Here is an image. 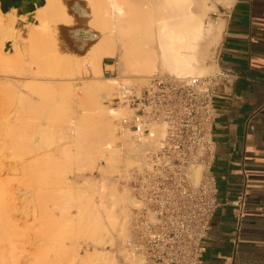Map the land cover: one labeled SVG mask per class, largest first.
Segmentation results:
<instances>
[{
  "label": "bare ground",
  "instance_id": "bare-ground-1",
  "mask_svg": "<svg viewBox=\"0 0 264 264\" xmlns=\"http://www.w3.org/2000/svg\"><path fill=\"white\" fill-rule=\"evenodd\" d=\"M87 1L90 3L91 7L96 6L98 4V2H94V4H96L94 5L92 4L93 2L91 0H87ZM103 1H104L103 3L104 6H101L100 4L102 3L99 2L100 4H98L97 5L98 7L96 8L102 7L100 8V10L105 8L102 11L108 14L110 12L109 3L106 0H103ZM152 1H154L156 9H161V12L160 11L153 12L150 15L149 14L144 15L143 17L141 15L134 16L136 20H144V19L149 20L150 19L151 22L149 23V30L151 32L149 34L141 32V30L138 27H136V24H134L129 29H126L124 32L121 33V42L119 46H115L114 44L110 43V41L114 39L113 36L105 37V38L104 36H102L101 39L99 40L100 41L102 40L103 42L101 43L100 41H98L100 45L96 42L98 45L97 44H96L97 46L94 45L95 48L91 47L92 49L90 51L92 52L93 50V52L90 53V51H88L90 55L87 57V59L90 61V64H91L90 67L92 69L94 77L101 76L102 67H103L102 63L105 57H118L119 61L122 64L123 70H125L124 72L128 73L131 76L143 77V80H144V77L153 75L157 70H159L162 73H168V74L177 75V76L205 74L211 71L212 66L206 62V59L212 53L213 47H216L219 44L222 38V33H223V29H224L226 21L224 17H218L216 20L211 21L209 24H207L205 19L208 13L216 10L217 3L222 2L225 6L231 7L234 0H190L187 7L181 8V9L175 7L174 5L179 0H152ZM70 3H72L71 0L69 1V4ZM67 5L62 0H46V3L43 6L37 7L36 10L34 11L36 13V16L39 18V24L36 25V28L32 27L30 32L28 33L29 37L31 38L29 41H32L33 39L35 41V38H37L38 40V37H39L40 42L36 40L38 44L42 43L43 41L41 46L43 47L44 42H45L46 46L48 47L45 53L48 51L49 53H51L50 52L51 48L49 46V44L51 43L50 32L54 31L55 28L60 29L61 25H72L76 23V20L73 18V14L71 13L72 11L70 9L71 5L69 6ZM15 10L17 9L13 7L10 9V12L14 13ZM10 14L12 15V13ZM15 16L16 14L12 15V19H11L12 24L18 23L16 22L17 20L15 19ZM81 17L83 16L81 15ZM11 29L12 28L8 25H5L1 21V18H0V48L4 46L5 42L7 41L10 42L13 39H16V35L11 31ZM163 30L167 32L166 35H160V31H163ZM75 32H77L76 34H78L79 29H76ZM37 34H39L38 37H36ZM53 38L56 39L55 44L58 47L57 35L54 36ZM36 41L35 43H37ZM35 43H32L33 46H31V49L33 48L32 53L35 54V56L39 57L40 55H38L39 54L38 52L40 50L39 47L41 46L40 45L38 46V44H36V47H35ZM13 46H14V43H13ZM36 48H38V50ZM34 51L36 52L34 53ZM58 51H59V48L57 50V54H58ZM0 54H1V51H0ZM52 54H56V50H55V53H52ZM52 54H48V55L45 54L44 57H47L46 59L48 60L44 59L41 61L40 58L39 60L41 62L39 60H36L40 62L38 64L34 62L36 64V67L32 66L34 64L32 63V65L30 64L31 66L29 65L30 66L29 68H25V69L23 68V65L25 66L27 62L25 64L21 62L24 60L22 59L20 55H18L17 57L18 59H14V60L17 61L20 64V66L17 62L16 64L14 60H13L14 63L12 61V64L13 65L16 64L15 66H18L19 69L22 66V68L24 69L23 71L21 70L22 68L19 70L15 66L14 68L12 64L6 63L4 61L5 58L3 59V62L4 64L6 63L7 66L6 64L5 65L2 64L1 58L4 55L1 54L0 68L2 67V70L5 69L4 73L7 71L6 74H8L11 70L12 71L10 73H12L13 70L15 69L14 70L15 73L18 71H21L17 73L16 75L19 74L20 76L21 74H23V76H30L34 79L37 78L39 75L41 76L43 75L42 78H48V79H51L53 77L62 78L63 76H65L66 72L69 73L70 70H72L70 71L71 74H75V72H73V69H75L76 72L80 73L79 72L80 70H78V68L82 65L76 64L79 67L74 65L75 60L78 59L76 61L77 63L79 61V58H75L73 62V58H74L73 55H72V58H71L72 61H71V59H69L70 54L68 56V54L65 55L63 53L67 57H64L62 54L61 56L56 54V57H54L55 55L51 57ZM35 56L33 55L34 58H37ZM48 57L50 58V60L52 58V60L50 61ZM41 59L43 58L41 57ZM84 60L85 59L83 58L82 60L83 66H84L83 62H85ZM79 63H81V59ZM9 65H11V69H8V67H10ZM41 65H43V67ZM53 66L54 68L56 67L55 69L57 70V72L53 68ZM109 66H112V65H109ZM27 67H28V64H27ZM71 67H74V68L71 69ZM44 68L48 70H45ZM52 68L54 71H52ZM50 70L51 72H48ZM26 73L29 75H26ZM47 74L50 76H48ZM51 75L53 77H51ZM107 80H108L107 83L106 82L105 83L104 82L103 83L88 82V83H85L83 87H81L80 89L78 88L74 89L75 91L74 99L77 102L76 103L77 105L76 113L77 114H80V113L85 114L83 112L86 108H84L85 105L83 101L86 100V102L89 104L87 108L91 111L92 116H93L92 117L93 120L90 125L91 130H92L91 131V134H92L91 142L92 143H91V147H89V149L86 150L85 153L90 154L95 163H98L99 158L103 157L105 159V162H104L105 164L103 166H106V167H100V168L102 169L104 168L105 171L103 173L107 172L109 174L110 173L112 174L113 172L117 171L116 169L120 166V163L122 161H123L122 166L124 167L125 166L127 167L130 164H132L134 161H136V158H138V156H134V155H137L138 153H140L141 148L139 145H135L129 139H127L126 134H128V130L126 131V129H123L125 130V131H122L123 135L117 136V130L120 129L119 126H117V124L120 125L121 123H123L122 120L128 117V112H129V117H130L131 111L128 108L126 109V107H123V108L116 107V109H111L112 107L110 108L111 98L115 91L114 82L116 79L109 78ZM15 81H13L12 79L9 80V82L12 85L15 83L16 85H18L17 84L18 81L16 82ZM3 83L4 81L0 79V89L2 88ZM123 83H130V82H123ZM55 84L58 85L60 83L56 82ZM115 84H117V81L115 82ZM82 104H83V107H82ZM0 105H1V101H0ZM2 116L4 115L1 114V117ZM12 116L14 115L12 114ZM6 119H7L6 121H8V118ZM14 121L16 120L14 119ZM17 122H18V117H17ZM2 124H4V122ZM8 124L10 125L9 121H8ZM2 126L3 125L0 124V128ZM13 131L15 132L16 128ZM62 131H61V134L59 135H57L53 130L49 132H45V133L36 134L35 137L30 141V145L28 144L30 149L27 150V152H25V154L20 156L19 159L17 160H13L11 162L8 161L9 163H7L4 160H1L0 158V172L8 168L11 172L17 171V172L22 173L23 176L25 175L28 176V177L26 176L27 178L24 177V179H22L23 178L22 177L21 178L22 181L21 179L19 180V179H16L15 177L14 178L6 177V180L0 177V237L3 238V239L0 238V264H50L55 261V260L52 261L50 258L54 259L56 256H58L59 258V259L57 257L55 258V259H58L56 262L58 263L59 261V264L63 262L64 263L66 262V264L67 263L68 264H97L98 260L101 258L100 256H102L103 254V252L100 251L98 249V246L96 245L98 241L102 242V244L104 245L105 243H107V240L108 241L111 240L113 242L115 238L125 239L126 237L130 236L129 218L131 214V207L136 202L135 198L128 191L126 192L125 189H124L125 191L123 189H122L123 191H119L120 189L118 190L116 189V187L111 188V186H114V185L108 186L109 184L104 186L106 187L105 189L103 186H101L103 188L102 189L100 186H98L100 182L98 183V181H96L97 182V183L95 182L97 184L96 185L95 183H93L94 181L91 182L87 178V180L85 181L83 180L84 182L87 181L86 183L81 181L86 185H83V186L81 185V187L78 188L80 186V184H78V187H77L78 190L75 187L73 188L76 190H72L73 188L71 189L70 187L68 188L69 190L66 189V191L67 190L68 191L67 192L65 191V193L62 195L64 200L62 201L60 207H62L61 210L63 212L64 210L70 211L71 210L70 208L73 205L77 208L76 214L72 215L69 218L70 226L72 227V230L74 231L76 230V232H80L82 229H85L86 231L89 232L87 236H89L88 237L90 238L89 240H91L95 244V246L92 245V250L86 251V253L83 255H80V253L75 251V253H73L70 257H67L66 254H63V255H66L65 257L67 258L65 259L63 257L65 261L62 260L61 262L60 261L61 260L60 257H62L61 252H60L61 256L56 254L54 257L53 256L54 254H51V256L48 255V252L50 254V251H47V250H46L47 251L46 253L43 250H42L43 252L40 251L41 249L38 250L37 248L36 250H32L33 252L25 249V245L27 244L29 246L30 244H35V242H38L37 247H40L43 244H44L43 246H45L46 244L51 242L50 241L51 239L52 240L55 239L53 238L55 233L54 235H51L53 233L51 234L49 233L52 237L51 238L49 234H47V231L41 225L40 227H35L34 223H32V225L29 224L28 226L25 223V221H22L23 223H21V221L19 222L16 218H14L13 215L14 213H18L17 211L20 210V207H16L17 202L19 201L18 200L19 196L23 195L24 198H26V200L24 201L26 202L25 204L28 206L33 205V201L35 202L36 200L34 198L35 197V184L34 183L36 180L34 181L33 176L34 177L36 176L34 174H36L35 171L37 169L36 168L37 165H35L34 163L35 161L34 152L31 150L34 147V143L41 144L42 148L44 149L46 148L47 150H52V147L54 144H58V143L62 144L63 139L65 137V131L63 132ZM14 132L11 135L9 134L7 138L9 137L13 138V135H14L16 140L13 139L14 140V142L12 141L13 143L9 141L8 146H6L8 142L6 141L7 140L6 137H4L6 138L5 140L4 139L2 140V142L6 141V144L3 143V146H6V147H3L1 145L2 142L0 140V146H2V149H4L3 151H5V149L7 148H9L11 151L12 150L11 148L14 145L18 146L17 143H19L20 140L19 141L17 140L19 137H16V134L17 136H19L20 134L18 131H17L18 133L17 132L14 133ZM119 139L121 140V145L118 144L119 142L117 143V140ZM17 148L19 150V146L15 148L13 147V151L16 150L18 154ZM68 149L69 148H66L65 151L68 152L67 151ZM13 154L16 155V153L14 152ZM132 154L134 155L132 156ZM47 155L50 157L49 152H47ZM33 165H35L34 169H33ZM65 178H68V177L66 176ZM195 178L197 179L199 178L198 169L195 172ZM18 194L19 196H17ZM23 207L24 209L26 208L25 206ZM34 207H35V204H34ZM24 209L23 211L21 209V215L22 214L24 215V213L26 214V212H28L27 208H26V211H24ZM33 210L35 211L36 209L31 208L29 212L34 213ZM29 212L26 215H34L32 213L30 214ZM35 214H36V211H35ZM24 227H26V229ZM31 227L33 228L31 229ZM41 228H43V231ZM28 229H31V230L28 231ZM33 229L34 230L37 229V232H33ZM30 231L32 233H29ZM25 232L26 234L29 235L28 237L26 236L27 237L26 240L24 238ZM43 232L44 233L46 232V233L43 234ZM30 235H32L31 238L34 239V240H31V241H34L32 243L29 242ZM46 235H48L50 238ZM89 243L91 242L89 241ZM79 249H80V246H79ZM34 251H37V252H34ZM131 257L134 263H138L140 261V258L136 257L135 255H132ZM109 260L111 261V264H120L118 263L119 261L116 262L114 258L113 259L110 258Z\"/></svg>",
  "mask_w": 264,
  "mask_h": 264
},
{
  "label": "rangeland",
  "instance_id": "rangeland-1",
  "mask_svg": "<svg viewBox=\"0 0 264 264\" xmlns=\"http://www.w3.org/2000/svg\"><path fill=\"white\" fill-rule=\"evenodd\" d=\"M62 1L66 5L68 4L67 6L69 5L72 6V7L70 6V9L72 10L70 11L73 14V18L76 20V23L72 25H61L60 29L55 28L54 31L50 32L51 43L49 44V46L52 49V50L50 49L51 53H49V51L45 53L46 49H48L45 42H44L43 47L41 46L43 43L42 40H41L42 43L38 44L37 41H39V37H38L39 34L36 35V37H38V40L37 38H35V41L37 40L36 41L37 43H35L34 39L32 41H29L31 38L29 37L28 33L30 32L32 27L36 28V25L39 24V18L36 16L35 12L23 13L20 8L15 10L14 13L10 12V10L8 12H3L0 7L1 21L5 25H8L12 28L11 31L16 35V39H17V40L13 39L10 42L9 41L5 42L4 46L0 48L1 54L4 55L1 58V54H0V58L2 59L1 60L2 64H4L3 62L4 58H5L4 61L6 63L12 64V61L14 59H18L17 57L18 55H20L22 59L24 60L21 62H23L24 64L27 62L25 64L26 67L23 65V68L24 69L29 68L32 65V63L35 62L38 64L42 60L46 59L47 57H44L45 54L48 55V54L55 53V50L57 54V50L59 48L57 55L61 56L62 54L64 57H67L65 55L68 54L69 56L70 54L69 59H71L73 55L74 57L73 62L75 58H79V61L77 63L76 61L78 59L75 60L74 65L76 64L82 65L80 67L76 65L77 67L80 68V69L78 68V70H80L79 71L80 73L76 72V70L73 69L74 67H71V69H73V72H75V74H71L70 71L72 70L69 71L70 69L69 67L68 69L69 73L66 72L65 76H63L62 78H58V77H53L51 75V77H53L51 79L42 78L43 75L42 76L39 75L41 77L38 76L35 79L30 76H23V74H21L22 76L21 75L19 76V74L16 75L17 73L21 71H18L16 73L14 72L15 70L14 68L15 67L18 68V66H15L18 62L15 60H14L15 63L16 62L17 63L14 65L12 64L13 67L15 66L14 68L12 67L14 69L12 73H10L12 71L11 70L8 74H6L7 71L4 73L5 69L2 70V67L0 68L1 69L0 79L4 81V83L2 84V88L0 89V101H1L0 117H1V114L4 115L2 116L3 119L2 117L0 118V124L3 125L0 128V140L2 142V140L3 139L5 140L7 136H9V134L10 135L13 134L14 132L13 130L15 128H16V131L14 133L18 131L20 134V135L18 134L19 136H17L16 134V137L20 138V139L19 138L17 139L18 141L20 140L19 142L20 145L19 143H17V145L19 146V150L17 148L18 154L16 150L13 151V147L14 148L18 147L14 145L15 143L13 144L14 145L13 147L11 146L12 147L11 151L9 148L5 149V151H3L4 149H2L3 143L6 144V141H8L6 146L9 145L8 144L9 141L11 143L14 142L13 139H15V137L13 135V138L12 137L7 138L6 141L2 142L1 144L2 146H0V149H2L0 150L1 160H4L5 162L9 163L13 160L19 159L20 156L25 154V152H27V150L30 149L28 144L30 145V141L35 137L36 134L45 133V132H49L53 130L57 135H59L61 134L62 130L65 131V137H64L65 140L63 139L62 144L61 143L54 144L52 147V150H47L46 148L44 149L42 148L41 144L34 143V147L31 150L34 152V160L36 162L34 160L33 161L35 165H37L36 171L34 170L36 172V174L34 175L36 176L35 177L33 176L34 181L36 180L34 183L35 184V197L34 198L36 200L34 199L35 202L33 201V205L28 206L25 204L26 202L24 201L26 200V198H24L23 195L19 196L18 194L17 196H19V199H18L19 201L17 202L16 207H20V210L17 211L18 213H14L13 215L14 218H16L19 222L21 221V223H23L22 221H25V223L28 226L29 224L32 225V223H34L35 227H40L41 225L47 231V234L53 233L51 235H54L55 233L53 237L55 239L54 240L51 239L50 240L51 242L49 243L47 242L48 244H46L45 246H43L44 245L43 244L42 246L38 245L40 247H37L38 242H35V244H30L31 245L30 247V245L28 246V244L26 243L27 245H25V249L32 251V250H36L37 248L38 250L41 249L40 251L43 250L46 253L47 251H50V254L48 252V255L51 256V254H54L53 255L54 257L56 254L60 255L62 253V257H60L61 255L59 256L61 258L60 260L61 262L62 260H64L63 257L66 259L67 257H70L73 253H75V251L80 253V255H83L86 253V251L92 250V245L95 246V244L91 240H89L90 239L88 238L89 236H87L89 233L88 231H86L85 229H82L80 232H76V230L75 231L72 230V227L70 226L69 218L72 215L76 214L77 208L73 205L75 208L73 206L71 208L69 207L71 209L70 211L64 210L63 212L61 210L62 207L60 206H61L62 201L64 200L62 195L65 193L66 189H68L69 187L71 189L73 187L77 188L78 184H80V186L78 187L80 188L81 185L82 186L86 185L84 183H86L87 181L86 182L84 181L87 180L88 178V180H90L91 182L94 181L93 183H95L96 181H98V183L100 182L99 184L101 185L98 184V186L100 187L101 186L104 187L109 184L108 186L114 185V186H111V188L116 187V189L118 190L120 189L119 191H123L125 189L127 192L128 190L125 187H122L119 185L116 175H121L122 172H124L126 168L134 164L133 162L129 166L124 167L122 166L123 165V161H122L120 163V166L116 169L117 171L114 169L116 172H113L112 174L111 173L109 174L106 172L107 173L106 174V173H103L105 171L104 168L103 169L100 168V167H106V166H103L105 164L104 163L105 159L103 157H100L98 160V163H95L92 156L90 154L85 153V151L88 150L89 147H91V143H92L91 142V136H92L91 131L92 130H91L90 125L93 120L92 118L93 116H92L91 111L87 108L89 104L86 102V100L83 101L85 105L84 108H86L83 112L85 114L76 113V109H77L76 103L77 102L74 99L75 98L74 89H77V88L80 89L81 87H83L85 83H88V82H100V83L106 82L107 83L108 81L107 79L114 78L116 79L115 82L117 81V84H115L114 82L115 91L111 98L110 108L112 107L111 109H116V107L118 108L126 107V106L117 104L115 100H113V97L115 95V92L119 84L122 82H130V83L137 84L138 86L140 85L143 86L149 81L148 79L150 78L151 75L144 77V80H143V77L131 76L128 73L124 72L125 70H123L122 64L119 61L118 57H111L112 66L107 67L108 72L104 74L103 67H102L101 76L94 77L93 76L94 74L90 67L91 66L90 61L87 59V57L90 55V53L93 52V50L92 52L90 51L92 49L91 47L95 48L94 45H96L98 41H100L99 39H101L102 36H104V38L113 36L114 39L110 41V43L114 44L115 46H119L121 42V33L124 32L126 29H129L134 24H136V27H138L141 30V32L149 34L151 32L149 30V23L151 22L150 19L149 20H146V19L136 20L134 16L141 15L143 17L144 15H148V14L150 15L153 12H157V11L161 12V9H156L155 3L152 0H106L108 1L109 6H110V9H109L110 12L108 14L102 11L105 8L101 10L100 8L102 7L96 8L98 7L97 6L98 4L104 3L103 0H101L102 2L99 0H94V1L91 0L93 2L92 4H94V2H98L97 5L94 4L96 6H92V7L90 6V3L87 0H81V1L71 0L72 3L70 4H69L70 0H66L67 2L65 0H62ZM189 2L190 0H179L174 5L175 7L181 9V8H186ZM102 4L100 5L104 6V4L103 5ZM229 8L230 7L225 6L222 2L217 3L216 10L211 11L206 16V19H205L206 23L209 24L211 21L216 20L218 17H224L225 12ZM10 13H12V15L16 14L15 19L17 20L16 22L18 23L12 24V20H11L12 15ZM81 15L83 17H81ZM76 29H79L78 34H76L77 32H75ZM166 34H167L166 31L164 30L160 31V35H166ZM56 35L58 39L57 40L58 47L55 44L56 39L53 38ZM100 42L102 43L103 41L101 40ZM13 43H14V46H13ZM32 43H35V47H36V44L42 47V48L39 47L40 48L39 52L37 51L39 53L38 55H40L39 57L35 56V54L32 53L33 52V48L31 49V46H33ZM98 44L100 45V43ZM217 47L218 45L216 47H213L212 53L206 59V62L212 66L211 71L214 70L215 67H217V60H216ZM36 49L38 50V48ZM88 51H90V53ZM35 52L36 51H34V53ZM56 54H52L51 57L54 55H55L54 57H56ZM33 55L37 58H34ZM41 57L43 59H41ZM39 58L41 61L39 60ZM83 58L85 59L84 60L85 62H83L84 66L82 64ZM80 59H81V63H79ZM36 60H39L40 62ZM35 63L32 66L36 67ZM27 64H28V67H27ZM9 66L10 67H8V69H11V65ZM41 66L43 67V65ZM23 68L21 69L22 71L24 70ZM53 68H52V71H54ZM45 70H48V69H45ZM48 72H51V70ZM155 73H162V72L157 70ZM26 75H29V74L26 73ZM11 79L13 81L15 80L18 81L17 82L18 85H16V83L12 85L9 82V80ZM56 82L60 84L56 85L55 84ZM82 107H83V104H82ZM127 108L128 107H126V109ZM5 114L7 117L5 116ZM12 114L14 116H12ZM8 116L9 117L12 116V117L9 118ZM17 117H18V122H17ZM6 118H8L10 125L8 124V121H6L7 120ZM128 118H129V112H128V117L126 119H123V120L121 119V120L125 122ZM14 119L16 121H14ZM3 122L4 124H2ZM121 124L120 125L117 124V126H119L120 128ZM118 130H117V136L123 135V132H121V129H118ZM127 130L128 129H126V131ZM126 136L128 137V134H126ZM119 140H117V143L119 142L118 144L121 145V140L120 141ZM6 146H3V147H6ZM66 148H69L71 151L68 149L67 150L68 152H66L65 151ZM13 152L16 153V155L13 154ZM47 152L50 153V157L47 155ZM35 165H33V169L35 168ZM26 176L27 175L23 176L22 173L17 172V171L11 172L8 168L0 172V177L5 180H6V177L7 178L15 177L16 179L20 180L22 177H23L22 179H24V177L25 178L28 177ZM66 176L68 178H65ZM81 181H83L84 183ZM105 188L106 187H104V189ZM72 190H76V189L73 188ZM34 204H35V207H34ZM23 206H25L28 209L27 210L28 212L31 210V208L33 209L35 208L36 214L34 210H33L34 213L32 212L31 213L34 214L36 217L34 215H26L28 214V212H26V214L23 212L24 215H26L27 217L24 216L23 214L21 215V209L22 211L24 209ZM26 208L24 209V211H26ZM24 228L26 229V227ZM32 228L33 227H31V229ZM43 228H41L42 231H43ZM31 229H28V231ZM26 232H25V237H24L25 240L29 236L28 234H26ZM33 232H37V229L35 230L33 229ZM29 233H32V232L30 231ZM45 233L43 232V234ZM50 234L49 236L51 237ZM31 236L32 235H30L29 237V240H30L29 242L32 243L34 241H31V240H34V239H32ZM129 237L130 236L126 237L125 239L115 238L113 242L111 240L110 241L107 240V243H105L104 245L102 244V242L98 241L96 245L98 246V249L103 252V254L102 256H100L101 258L98 260L97 264H111V261L109 260L110 258L111 259L114 258V260L116 262L119 261L118 263L120 264H135L131 257L134 254L133 252H131L128 246V242L130 239ZM0 238L3 239L2 237ZM89 241L91 243H89ZM79 246H80L81 251L79 249ZM34 252H37V251H34ZM63 254H66L67 257H65L66 255H63ZM56 257L58 258V256ZM55 258L54 259L50 258L52 261L55 260L54 262L50 264H53V263L59 264V261L58 263L56 262L59 258L58 259H55ZM61 264H66V262L65 263L63 262Z\"/></svg>",
  "mask_w": 264,
  "mask_h": 264
},
{
  "label": "built area",
  "instance_id": "built-area-1",
  "mask_svg": "<svg viewBox=\"0 0 264 264\" xmlns=\"http://www.w3.org/2000/svg\"><path fill=\"white\" fill-rule=\"evenodd\" d=\"M238 77L217 61V67L205 74L155 73L143 86L119 84L113 100L131 111L121 132L128 129L127 139L141 148L132 154L138 156L134 164L116 175L136 201L128 242L140 258L135 264L203 263V239L219 205L212 171L216 103L232 93ZM230 203L240 220L245 195Z\"/></svg>",
  "mask_w": 264,
  "mask_h": 264
},
{
  "label": "crops",
  "instance_id": "crops-1",
  "mask_svg": "<svg viewBox=\"0 0 264 264\" xmlns=\"http://www.w3.org/2000/svg\"><path fill=\"white\" fill-rule=\"evenodd\" d=\"M224 18L217 61L239 77L216 103L219 205L202 264H264V0H234ZM103 60L105 74L112 58ZM241 193L246 203L238 220L230 202Z\"/></svg>",
  "mask_w": 264,
  "mask_h": 264
},
{
  "label": "water",
  "instance_id": "water-1",
  "mask_svg": "<svg viewBox=\"0 0 264 264\" xmlns=\"http://www.w3.org/2000/svg\"><path fill=\"white\" fill-rule=\"evenodd\" d=\"M46 0H0V7L3 12L11 8L21 9L23 13H33L37 7L43 6Z\"/></svg>",
  "mask_w": 264,
  "mask_h": 264
}]
</instances>
